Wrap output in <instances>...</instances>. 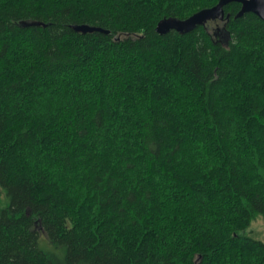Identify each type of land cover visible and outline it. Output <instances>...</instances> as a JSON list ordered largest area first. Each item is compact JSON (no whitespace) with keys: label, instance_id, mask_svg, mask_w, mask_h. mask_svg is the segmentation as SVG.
I'll return each mask as SVG.
<instances>
[{"label":"trees","instance_id":"trees-1","mask_svg":"<svg viewBox=\"0 0 264 264\" xmlns=\"http://www.w3.org/2000/svg\"><path fill=\"white\" fill-rule=\"evenodd\" d=\"M218 1L0 0V264H264V21L157 31Z\"/></svg>","mask_w":264,"mask_h":264},{"label":"water","instance_id":"water-1","mask_svg":"<svg viewBox=\"0 0 264 264\" xmlns=\"http://www.w3.org/2000/svg\"><path fill=\"white\" fill-rule=\"evenodd\" d=\"M230 2H239L241 4V8L236 14V17L253 12L264 21V0H219L214 6L202 8L185 19L176 17L168 18L157 26V31L166 33L175 29L182 32H189L197 25L205 24L209 20L223 19L226 16L225 5ZM227 16L229 17V15ZM74 29L81 32H108V30L101 27L89 24L74 25Z\"/></svg>","mask_w":264,"mask_h":264},{"label":"rangeland","instance_id":"rangeland-1","mask_svg":"<svg viewBox=\"0 0 264 264\" xmlns=\"http://www.w3.org/2000/svg\"><path fill=\"white\" fill-rule=\"evenodd\" d=\"M216 23V21H212L211 25H216ZM242 234L264 240V217L261 214L258 215L257 218L253 220L251 225L242 232ZM42 236L43 244H45V246H48V240L44 237V235Z\"/></svg>","mask_w":264,"mask_h":264}]
</instances>
